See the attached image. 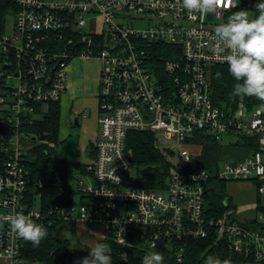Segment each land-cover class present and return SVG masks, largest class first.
Returning a JSON list of instances; mask_svg holds the SVG:
<instances>
[{
    "label": "built area",
    "instance_id": "built-area-1",
    "mask_svg": "<svg viewBox=\"0 0 264 264\" xmlns=\"http://www.w3.org/2000/svg\"><path fill=\"white\" fill-rule=\"evenodd\" d=\"M15 2L19 9L10 14L12 25L0 30L3 215L21 212L40 224L45 219L29 191L25 158L31 134L25 125L47 111L49 103L62 100L73 58H95L101 61L95 156L77 171L73 201L52 213L68 223L103 222L104 240L124 248V259L133 248L170 250L177 264L191 239L207 238L213 246L264 263V199L254 202L249 208L254 213L247 217L237 207L211 215L206 191L212 171L193 151L199 146L197 132L216 141L226 135L237 137L236 142L254 140L248 156L214 167L219 180L253 181L264 195V107L252 109L243 101L225 106L213 100L210 90L212 68L226 64L212 52L210 34L220 23L211 18L227 20L240 4L217 16L190 15L182 0ZM134 19L148 25L138 27ZM136 130L153 132L160 148L169 141L178 146L162 188L132 182L127 137ZM25 246L1 222L0 256L10 264H44L27 257Z\"/></svg>",
    "mask_w": 264,
    "mask_h": 264
},
{
    "label": "trees",
    "instance_id": "trees-1",
    "mask_svg": "<svg viewBox=\"0 0 264 264\" xmlns=\"http://www.w3.org/2000/svg\"><path fill=\"white\" fill-rule=\"evenodd\" d=\"M261 0L245 1L236 11L249 9L250 17L258 15L255 4ZM19 9L15 0H0V30L6 25L7 16ZM235 11V12H236ZM231 15V14H230ZM217 73H220L219 78ZM238 83L229 73L228 65L217 64L211 70L210 90L211 96L216 103L225 106H235L240 101L245 102L250 108L264 107V102L255 97L232 95L234 85ZM61 129V100L51 102L40 117H33L28 120L25 130L31 134V144L27 150L25 162L29 168L33 184L29 187L31 197L36 194L40 196L44 220L42 225L48 229V236L39 247H33L26 242L25 251L31 260H39L44 264H77L80 256L89 255L90 247L81 243L79 238H72L68 232H74V222H64L59 219L56 213H52L57 207H65L72 202L75 190L68 181L69 162L66 159H59L55 153L54 145L59 140ZM195 141L202 148L197 160L204 166L210 167L212 176L209 180V187L206 191V208L211 215H221L229 208H236L227 197L225 181H221L216 175V166L220 159L222 145L210 135L197 132ZM245 144L250 148L256 146L252 139H246ZM127 151L131 162V179L135 186L158 189L166 185V180L174 167V152L171 149L160 148L155 141V135L151 131H131L127 137ZM4 161V155L0 152V163ZM78 169L84 170L85 164L76 163ZM61 174L63 176H61ZM227 204H225L226 201ZM108 245L112 264H141L144 255L149 254L143 250L130 249L126 259L123 258L124 248L120 247L113 240L105 239L100 241ZM207 238H193L186 248L183 262L177 264H206L209 256L220 260H228L234 263L251 261L241 254L232 252L220 244L211 245ZM76 251H73V246ZM159 251V250H158ZM164 264L175 262L170 255V250H162ZM76 254V257L73 255Z\"/></svg>",
    "mask_w": 264,
    "mask_h": 264
},
{
    "label": "clouds",
    "instance_id": "clouds-1",
    "mask_svg": "<svg viewBox=\"0 0 264 264\" xmlns=\"http://www.w3.org/2000/svg\"><path fill=\"white\" fill-rule=\"evenodd\" d=\"M238 3L239 0H182V7L190 15L223 16ZM255 9L258 13L255 17H250L246 10L233 12L226 22L215 26L210 38L214 42L212 52L227 63L230 75L238 82L232 95L255 97L264 102V0L256 3ZM116 179L119 181L118 177ZM0 222L7 223L12 233L33 247H39L48 236L44 225L21 212L0 215ZM164 260L161 253L151 252L143 256L141 264H164ZM77 264H112L108 245L95 243L89 255ZM206 264H230V261L209 256Z\"/></svg>",
    "mask_w": 264,
    "mask_h": 264
},
{
    "label": "rangeland",
    "instance_id": "rangeland-1",
    "mask_svg": "<svg viewBox=\"0 0 264 264\" xmlns=\"http://www.w3.org/2000/svg\"><path fill=\"white\" fill-rule=\"evenodd\" d=\"M248 1V3L252 0H239L240 6L245 2ZM243 6V5H242ZM246 11L249 12V15H251V11L249 9H246ZM212 20L219 21L218 23H224L226 21L225 18L222 19H215L211 18ZM102 17L99 16L97 17V24L98 27L100 28L102 25ZM13 23V16L8 15L7 20H6V25L8 28ZM134 23L138 27H146L148 25L147 21L145 20H138L134 19ZM81 58V57H75L73 58L74 60ZM72 59V60H73ZM83 59V58H81ZM84 64L86 63V66H82L83 68V77L85 82H89L92 86V90L96 89L98 86V82L100 80L99 77V72L101 69V61L99 59L95 58H85L83 60ZM97 90V89H96ZM257 108V107H256ZM255 109V108H254ZM70 115L68 113L61 115V132H60V138L55 144H51V146H55L54 150L59 159H66L69 162V167H68V181L69 185L72 189L76 190L77 189V172H76V166L75 164L77 163L78 159L82 155L84 159L87 161L90 156V147L87 145V148L85 149V142H86V137H85V131L83 128V125H75L70 124L72 122L71 118H69ZM237 137L235 136H229L226 135L222 138V140H219L220 144L223 146H227L231 142H236ZM166 146L163 147V149L168 148L171 146L173 148V152L175 153L178 150V146L176 144H173L172 141H169L168 144H164ZM84 149V150H83ZM201 149L200 146L193 148V151L199 152ZM172 150V149H171ZM229 159V158H227ZM176 160V159H175ZM232 160V158H230ZM89 181H92L90 177H84ZM226 186V191H227V197L230 198V201L233 205L241 206V205H249L251 202L254 201L255 195H256V184L253 181H226L225 183ZM34 200L36 203V207L40 208L41 207V200L40 196L36 194L34 196ZM250 213L247 212L246 215ZM0 215H3V210L0 208ZM1 223V222H0ZM68 236L72 238H76V236L79 238L82 244L92 248L94 244L97 242L93 234L88 232L85 229L78 228L74 230V232H68ZM73 251H76V246H73ZM76 257V254L73 255ZM86 257L84 254L80 256V258ZM71 263V259L67 261V264ZM230 264H239V263H234L230 262ZM241 264H264L263 262H258V261H248L244 262Z\"/></svg>",
    "mask_w": 264,
    "mask_h": 264
},
{
    "label": "crops",
    "instance_id": "crops-1",
    "mask_svg": "<svg viewBox=\"0 0 264 264\" xmlns=\"http://www.w3.org/2000/svg\"><path fill=\"white\" fill-rule=\"evenodd\" d=\"M84 59L85 58H78L76 60L73 59L69 63L67 91L61 100V115L68 113L70 115L69 118L72 119V122H70V124L74 123L75 125H83L86 137L85 149L87 148V145H89L90 158L86 161L81 155L77 163L80 162L85 164L86 166L89 162L93 160L95 156L94 145L99 134L100 80L98 82V86L96 87L97 90L94 89V91L92 90L91 84L89 82H85L82 68V66H86V63H83ZM99 73L101 74V69ZM76 118H78L77 123L75 122ZM201 149L199 152H196V156L199 155ZM251 150L252 149L250 148V146L245 144L244 142H231L227 146L222 145V150L219 156L220 159L218 160L217 164H221L225 161L241 160L242 158L248 156L251 153ZM230 158H232V160H230ZM78 170L81 169H78L76 167V172ZM263 199L264 195H259L256 190V195L253 202L246 206H235L240 211V215H242V217H247L254 213L253 209H249L251 206H253L254 202ZM249 211L250 213L246 215V213ZM76 227L85 229L91 234H93L97 242H100L105 238V226L103 222L98 221L94 224H89L86 221L77 220L75 222V229ZM0 264H10V261L5 257L0 256Z\"/></svg>",
    "mask_w": 264,
    "mask_h": 264
},
{
    "label": "water",
    "instance_id": "water-1",
    "mask_svg": "<svg viewBox=\"0 0 264 264\" xmlns=\"http://www.w3.org/2000/svg\"><path fill=\"white\" fill-rule=\"evenodd\" d=\"M77 121H78V118H76L75 122L77 123ZM61 176H63V175L61 174ZM32 184H33V179H32V177L30 176V185H32Z\"/></svg>",
    "mask_w": 264,
    "mask_h": 264
}]
</instances>
